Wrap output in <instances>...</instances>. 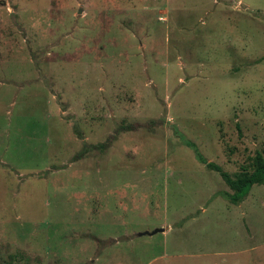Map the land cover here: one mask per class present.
Returning a JSON list of instances; mask_svg holds the SVG:
<instances>
[{
  "label": "rangeland",
  "instance_id": "374dc122",
  "mask_svg": "<svg viewBox=\"0 0 264 264\" xmlns=\"http://www.w3.org/2000/svg\"><path fill=\"white\" fill-rule=\"evenodd\" d=\"M186 141L264 152V0H0V264H264Z\"/></svg>",
  "mask_w": 264,
  "mask_h": 264
},
{
  "label": "trees",
  "instance_id": "16d2710c",
  "mask_svg": "<svg viewBox=\"0 0 264 264\" xmlns=\"http://www.w3.org/2000/svg\"><path fill=\"white\" fill-rule=\"evenodd\" d=\"M186 144L193 148L197 159L201 163H204L209 169L219 172L224 182L232 190L231 193H226V196L232 203H239L248 194L253 185L264 183V152H256L248 165H242L240 170L235 173L234 176H231L226 171L222 170L219 165L213 162H207L205 158L199 154L193 143L186 141ZM107 145L108 142L102 143L100 146L106 148Z\"/></svg>",
  "mask_w": 264,
  "mask_h": 264
},
{
  "label": "water",
  "instance_id": "95a60500",
  "mask_svg": "<svg viewBox=\"0 0 264 264\" xmlns=\"http://www.w3.org/2000/svg\"><path fill=\"white\" fill-rule=\"evenodd\" d=\"M163 229H156V230H154L152 233H155V232H157V231H162Z\"/></svg>",
  "mask_w": 264,
  "mask_h": 264
}]
</instances>
